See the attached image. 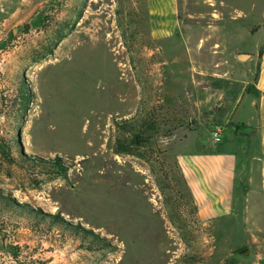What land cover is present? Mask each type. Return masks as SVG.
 Returning a JSON list of instances; mask_svg holds the SVG:
<instances>
[{"label": "rangeland", "instance_id": "rangeland-1", "mask_svg": "<svg viewBox=\"0 0 264 264\" xmlns=\"http://www.w3.org/2000/svg\"><path fill=\"white\" fill-rule=\"evenodd\" d=\"M176 8L152 19L145 0H0V264H264V198L201 221L177 161L179 145L234 125L264 55V0ZM140 107L160 108L154 171L113 152V120ZM29 209L110 247L82 250Z\"/></svg>", "mask_w": 264, "mask_h": 264}, {"label": "crops", "instance_id": "crops-1", "mask_svg": "<svg viewBox=\"0 0 264 264\" xmlns=\"http://www.w3.org/2000/svg\"><path fill=\"white\" fill-rule=\"evenodd\" d=\"M176 1L145 0L150 18H175ZM251 84L229 115L234 125L220 129L218 142L210 136L193 138L177 149L178 165L201 221L225 219L253 195V203L260 202L256 196L264 198V55ZM236 125L246 128L237 130Z\"/></svg>", "mask_w": 264, "mask_h": 264}, {"label": "trees", "instance_id": "trees-1", "mask_svg": "<svg viewBox=\"0 0 264 264\" xmlns=\"http://www.w3.org/2000/svg\"><path fill=\"white\" fill-rule=\"evenodd\" d=\"M55 45L58 43L63 36L56 32L54 34ZM54 45V46H55ZM51 51V50H50ZM20 92L22 94V109L23 112L28 108L31 102V96L29 91L25 87H21ZM160 108H139L136 113L127 119H114L113 126L115 129V138L113 145V152L117 155H131L142 161H144L152 171H154L155 166L159 164L161 151L152 145L153 140H155L160 135V120L158 118L157 112ZM236 129L246 128L244 125H236ZM18 144V142H17ZM20 153V163H27L31 161L32 165L35 167L50 169L52 172L56 173L58 176H65L69 170V166L63 163V160L59 157H55L53 160L43 161L39 158H30L25 156L22 151ZM5 154V152H3ZM162 186V184H160ZM5 206L11 207V204L17 207H26L24 204L19 205L11 198H5ZM38 216V221L45 222L43 219L49 218L48 224L50 226H55L61 232L62 236H67L73 241L78 242V247L82 250L89 252L100 251L105 248H109V243L105 238H101L98 234L93 233L91 230L82 228L81 226H72L66 223L60 216L59 213L54 215H44L41 211H33L29 209ZM37 221V222H38Z\"/></svg>", "mask_w": 264, "mask_h": 264}, {"label": "built area", "instance_id": "built-area-1", "mask_svg": "<svg viewBox=\"0 0 264 264\" xmlns=\"http://www.w3.org/2000/svg\"><path fill=\"white\" fill-rule=\"evenodd\" d=\"M211 139L214 142H218L221 139V130L219 128H216L214 131H212Z\"/></svg>", "mask_w": 264, "mask_h": 264}, {"label": "water", "instance_id": "water-1", "mask_svg": "<svg viewBox=\"0 0 264 264\" xmlns=\"http://www.w3.org/2000/svg\"><path fill=\"white\" fill-rule=\"evenodd\" d=\"M248 57H250V56H249V55H245V54H244V55H239V56H238L239 60H242V61L245 60V59L248 58Z\"/></svg>", "mask_w": 264, "mask_h": 264}]
</instances>
